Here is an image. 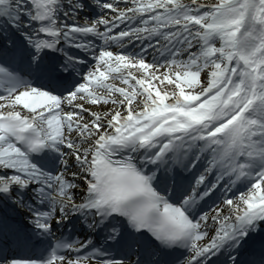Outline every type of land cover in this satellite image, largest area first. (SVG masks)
Masks as SVG:
<instances>
[{
  "label": "snow or ice",
  "instance_id": "6c2138e0",
  "mask_svg": "<svg viewBox=\"0 0 264 264\" xmlns=\"http://www.w3.org/2000/svg\"><path fill=\"white\" fill-rule=\"evenodd\" d=\"M0 264H264V0H0Z\"/></svg>",
  "mask_w": 264,
  "mask_h": 264
}]
</instances>
